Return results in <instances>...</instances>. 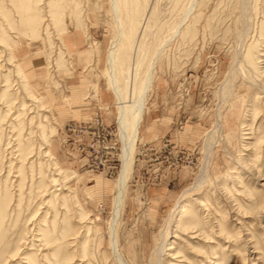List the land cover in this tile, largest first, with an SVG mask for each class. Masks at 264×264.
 <instances>
[{
    "label": "rangeland",
    "instance_id": "1",
    "mask_svg": "<svg viewBox=\"0 0 264 264\" xmlns=\"http://www.w3.org/2000/svg\"><path fill=\"white\" fill-rule=\"evenodd\" d=\"M240 1L197 0L185 17L190 0H116L123 33L116 72L125 99L130 75L141 78L160 49L115 224L131 264L153 263L167 215L206 155L209 173L199 190L220 200L214 229L222 230L212 236L211 262L264 264V140L256 143L264 124L251 139L240 138L245 73L261 66L264 0H245L244 8ZM115 34L110 0H0V264H115L108 228L120 142L106 77ZM231 68L224 108L218 92ZM217 109L226 121L207 152ZM232 167L242 171L240 182L229 178ZM187 205L188 217L204 215ZM185 241L196 244L181 235L170 251L183 264H201ZM168 261L163 255L162 264Z\"/></svg>",
    "mask_w": 264,
    "mask_h": 264
},
{
    "label": "bare ground",
    "instance_id": "2",
    "mask_svg": "<svg viewBox=\"0 0 264 264\" xmlns=\"http://www.w3.org/2000/svg\"><path fill=\"white\" fill-rule=\"evenodd\" d=\"M196 2H197V0H190L188 8L187 9L185 8L186 11L184 10L185 11V13H184L185 17L187 15V12L194 5H196ZM240 2L244 8L246 1L241 0ZM110 3H111V8H112V13L115 17V22H116V34H115L114 38L110 41V44H109L108 49H107V55H106V74H107V76L106 77H107L108 84H109V86H110V88L114 94L115 103L117 104L116 123H117V137H118V140L120 142V171L118 174V178H117V182H116V186H115V191H114V195L112 197V202H111L112 217H111L110 225L108 228L109 229L108 244H109V248H110L111 258L115 262V264H131L129 262V260L127 259V257L122 254V252L120 251V249L118 247L119 244H118V239L116 236L115 224H116V221L118 220L120 213H121L125 183H126V179H127V175H128L130 165L132 163V156H133V151H134V142L137 138L140 122L142 120L143 109L145 107L144 102H145L146 92L152 84L154 64L156 63L157 55H158L160 49L155 48V50L153 51L152 57L150 58V61L147 62V63H149V65H148L147 69L145 70V72L141 78H139V79L136 78L137 73L135 70L130 75V77H129L130 80L128 81L129 82L128 84H130L131 87H133L131 90L132 95L129 99H125V89H124V86L119 83L120 81L117 77V72H116V70H117V67H116V49L119 46L118 43H119L120 37L122 36L123 33H122V28L120 26V23L118 22V5H117V2H116V0H110ZM245 12H246V10L244 11V13ZM175 30H177V29H175ZM173 34H174V31L172 33H170V35H168L169 37L167 38V41L171 39L170 37H173L172 36ZM0 56H1V54H0ZM256 59H258L257 63H261V66L258 65V67L255 68L256 75L253 76V75L245 73L246 77L244 78V81L246 83L245 85L249 86L248 87L249 93H247L248 103L246 105L245 115L243 116V118L240 121V126H241L240 127V135H242V136H240L241 139H251L253 132H255L259 129V127L261 126V123L264 124L263 123L264 122V111H262V112L260 111L261 109L264 110V47L262 49H260V51L257 53ZM0 60L4 61V63L6 61L5 58H2ZM240 60H241V58H240ZM234 70L236 71V69H234ZM233 75H234V71H233V68H231L229 70L228 74L226 75L224 84L221 85V87L219 89L218 98L220 100L222 107H224L226 105L228 107V105H229V102H230L229 98L231 96L230 95L231 88H232V84L234 81ZM230 104H231V102H230ZM213 119H214L213 128H212V130L210 128V130L212 132L208 133V139L205 142V148H206L207 152H209L211 146L214 145L213 140L215 138L221 140L223 124L226 121L222 117V113H221L220 109H217ZM255 121H256V123L257 122L259 123V124H257L256 127H255ZM263 140L264 139L261 136L260 138H258L256 140V143L259 144V143L263 142ZM248 145H249V143H243L242 147L247 148ZM204 157H205V155H204ZM208 158H209L208 155H206L205 163L203 165H201L202 166L201 170L199 169L200 172L195 177L193 185L190 187L184 188L182 190V192L179 194V199H177L175 211L173 210L170 213H168L169 215H167L168 217L165 221V225L163 226V229L161 230L160 239L157 242V244H155V246L151 252L150 262H153L151 264H162V256L166 255V254H167V257H169V261L167 264H183V263H186L187 261L185 258H177V256H179L177 253L178 251H173V252L170 251V250H172V248H174L171 245V244H173V238H180L181 235L185 236V238H187V239H190V241L195 239L196 240L195 245H198V244L206 245L205 249H199V248H196L195 245H190V243L188 241H185V243H183V245H185V247L192 248L194 255H195V256H193L195 261H197L198 263L200 262L201 264H207V263L219 264L217 262H215V263L211 262V259L214 258V255H212L214 253H213L211 244H213V242H214L212 239V236L220 237L219 233L222 232V230H219L218 233H216V230L214 229V226H215L214 223L216 222L214 214H216V207L219 205L220 200L217 201V198L216 197L214 198L211 195L212 192L209 193L206 191L204 193H201V191L199 190L201 188V186H203L204 183L206 182L207 176L209 173ZM242 162H245V161L242 160ZM242 165H243V163H242ZM238 167L241 169L242 166L240 167V164H239ZM238 167H232V169L230 171V173L232 175L230 174L229 178H231L233 180L236 179V180H238V182H240L242 171L238 170L237 169ZM252 169H254V168H252ZM255 172H257V171H255ZM233 173L235 175H233ZM222 185L224 186L223 188H226L224 184H222ZM261 186H264V183ZM195 190H199L200 193H197L199 195H197L195 193V195H197V196L192 197V199H191V196L194 195ZM196 192H198V191H196ZM213 192H214V190H213ZM208 198H210L212 200V204L214 206L208 201ZM182 200H185V201L182 202ZM188 202H191L193 205H195V208H196V205L199 206V209H197V210H201L202 213H204V215L203 216L201 215L199 219H198L197 215H195L193 217L192 216L188 217V215L185 214L188 211V208H186L188 206L187 205ZM228 203H229V201H228ZM221 206H222V204H221ZM226 209H227V207L225 206V208H224L225 211L223 210L221 215L222 214L225 215L226 212H228V209L227 210ZM219 210H221V209H219ZM201 211H199V212L201 213ZM239 212L240 211H238V212L235 211L234 212L235 214H233V215H238L239 217H245L246 216V215L241 214V213L239 214ZM196 214H199L198 211L196 212ZM225 218L226 217H224V220H226ZM172 221L173 222L175 221V223L172 224ZM238 227H240V226L238 225ZM168 236L171 237V239H169ZM224 238L225 239H223V242L226 241L227 235H225ZM175 253H177V254H175ZM198 256H201V257H198ZM196 257H198V258H196ZM181 262H183V263H181Z\"/></svg>",
    "mask_w": 264,
    "mask_h": 264
}]
</instances>
